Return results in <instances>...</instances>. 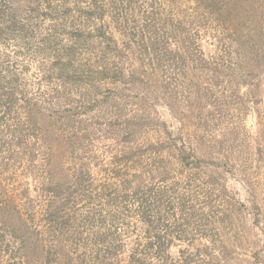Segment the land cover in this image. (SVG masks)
<instances>
[{"label": "trees", "instance_id": "16d2710c", "mask_svg": "<svg viewBox=\"0 0 264 264\" xmlns=\"http://www.w3.org/2000/svg\"><path fill=\"white\" fill-rule=\"evenodd\" d=\"M263 33L264 0H0V264L44 257L3 184L17 167L86 264H232L262 215L226 179L251 188L244 137L201 155L185 122L234 108L239 79L262 103Z\"/></svg>", "mask_w": 264, "mask_h": 264}, {"label": "rangeland", "instance_id": "374dc122", "mask_svg": "<svg viewBox=\"0 0 264 264\" xmlns=\"http://www.w3.org/2000/svg\"><path fill=\"white\" fill-rule=\"evenodd\" d=\"M254 40L258 41L257 39ZM262 41H264V37ZM255 65H258L257 62L251 63L249 67L251 72L254 71ZM263 74L264 70L261 72V75ZM239 81V91L242 95L241 98H238V101L234 100L236 101L234 108L213 109V115H210L211 117L208 116L207 119H205L208 115L206 112L201 113V118L199 119L196 116H192L185 122V129L187 134L189 133L188 138L190 143L195 147L197 146V148L198 146L201 147L198 149L199 153L206 155V152H208L207 145L210 142L214 143V147L218 148L219 144L217 141L223 133H226L228 137L231 136L227 130H229L233 122L239 127L238 129L241 136L244 137V142L242 143L240 140L239 150L234 151L233 154L231 152V154L236 159L238 157L250 158L252 163L250 170L251 188L248 191L242 188L238 180L234 179L230 173L226 174L227 183L230 189L245 203L250 204L254 202L260 205L262 215L260 225L256 226L253 231H245L235 235L234 245L236 246L235 254L237 258L234 259L232 264H264V112L259 111L261 107H264V93L262 103L256 105L254 104L255 96L252 86H248L240 79ZM262 88L264 90V83ZM214 92H216L215 89ZM219 93L224 98L225 95H230V90L227 89L226 92L221 87ZM160 110L162 111V117H166L168 122L173 126L179 127L178 120L168 116L165 107H160ZM198 140H203L204 144H199ZM11 175L8 177L9 179H4L3 184L9 193L14 195L18 203L26 205L23 206L24 211H28V213L35 212L33 217L27 219V223L33 231L34 237H31L32 242L35 241L37 235V238L40 239V245H43L45 249L42 251L44 253L42 264H86L80 261V257L77 254L71 255L67 252L69 249L71 251L72 248H70L71 244L66 241L67 239L64 235L55 233L50 226L45 224L43 219L45 198L40 191L33 187V175L23 174L21 168L18 167L11 172ZM24 186L30 187L31 190L23 192L22 188ZM27 193H30L32 201L25 199L28 198ZM251 222L252 218L249 217L248 223L251 224ZM55 241H57V245L60 248L64 247L63 249L69 254L65 259L62 256V253L65 251L60 252L57 256L53 254L54 248L52 247H54ZM175 250V248H172V251ZM36 255L39 256L40 254H36L35 251L29 252L27 264H36L34 261ZM47 255H49V260H47Z\"/></svg>", "mask_w": 264, "mask_h": 264}]
</instances>
